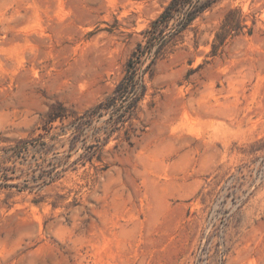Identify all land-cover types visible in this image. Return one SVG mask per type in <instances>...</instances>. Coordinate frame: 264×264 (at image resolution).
Wrapping results in <instances>:
<instances>
[{
    "label": "rangeland",
    "instance_id": "obj_1",
    "mask_svg": "<svg viewBox=\"0 0 264 264\" xmlns=\"http://www.w3.org/2000/svg\"><path fill=\"white\" fill-rule=\"evenodd\" d=\"M171 1L0 0V264H264V0Z\"/></svg>",
    "mask_w": 264,
    "mask_h": 264
},
{
    "label": "trees",
    "instance_id": "obj_2",
    "mask_svg": "<svg viewBox=\"0 0 264 264\" xmlns=\"http://www.w3.org/2000/svg\"><path fill=\"white\" fill-rule=\"evenodd\" d=\"M196 1L197 0H172L164 12L159 16V18L153 22L151 26L152 29L148 30L146 34L151 35L153 31H157L160 28L168 26L176 17H179V22L176 24L175 29L178 32L183 31L193 21L196 12L200 11V8H198L196 5ZM165 41L166 40L164 38L160 41V46L157 48V50L152 48L146 51L145 48L142 49L141 45L138 47L140 51L142 50V53L139 54L134 52L132 58L128 62L127 74L125 78L120 82L115 92L111 96L98 104L93 110L88 112L90 113L91 118L96 116L101 110L114 105L119 100L125 101L126 99L130 98L128 105L129 109L133 108L139 102L141 99L140 94L142 91L144 92L146 90L145 85L138 78L139 71L141 69V66L139 65L141 59L140 57L144 53H149L150 55H156L160 53ZM130 95H133V97H130Z\"/></svg>",
    "mask_w": 264,
    "mask_h": 264
}]
</instances>
